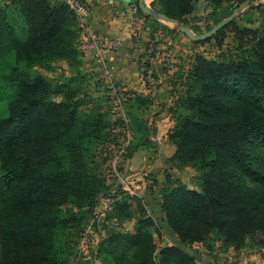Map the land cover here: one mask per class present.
<instances>
[{
  "label": "trees",
  "instance_id": "16d2710c",
  "mask_svg": "<svg viewBox=\"0 0 264 264\" xmlns=\"http://www.w3.org/2000/svg\"><path fill=\"white\" fill-rule=\"evenodd\" d=\"M194 1L149 4L189 24ZM209 1L215 24L233 9L220 10L223 2L243 0ZM189 27L202 32L198 24ZM227 30L235 43L222 49ZM78 37L76 16L64 0L0 2V264H69L58 256L57 229L75 227L81 218L75 209L93 210L102 190L95 150L106 159L102 148L115 140L108 110L82 112V74L62 81L32 70L35 64L50 69L56 58L76 66ZM192 41H214L222 50L218 58L195 52L186 68L172 74L167 139L175 151L164 170L159 219L178 242L161 246L156 255L150 227L159 233V225L138 196L119 187L107 218L120 221L135 210L136 223L132 230L107 231L97 246L100 264H203L185 244L217 235L238 245L246 234L264 235V22L239 26L232 17L211 36ZM134 99L140 106L150 97ZM143 144L148 138L130 141L125 155ZM183 166L199 172L201 190L168 170ZM130 197L136 198L135 209Z\"/></svg>",
  "mask_w": 264,
  "mask_h": 264
},
{
  "label": "rangeland",
  "instance_id": "374dc122",
  "mask_svg": "<svg viewBox=\"0 0 264 264\" xmlns=\"http://www.w3.org/2000/svg\"><path fill=\"white\" fill-rule=\"evenodd\" d=\"M147 2L149 3L150 0H147ZM239 4L240 3L236 2H223L221 6H219V9L221 10L223 7L232 9ZM212 7L213 5L209 0H195L194 9L188 15L189 24L187 25L198 24L202 32L207 30V24L210 27L213 25L208 16ZM233 18L236 25L239 26H258L260 23L264 22V0H250L247 5L235 13ZM9 19L16 26L20 34L21 27L18 18L15 16V12H10ZM159 20L175 27L177 30L176 33L171 36L172 39L168 38L164 40L165 46L163 48L166 52L170 53L169 55L164 54L163 58L157 61V67L162 73L165 67L173 70L177 68H186L195 52H200L209 58H218L222 49H228L235 43L233 33L230 30H227L222 49L218 48L214 41L194 43L189 36L179 31L174 23L163 19ZM158 27L164 28L161 24L156 26V28ZM164 34H166V32ZM32 70L35 73H41L62 81L67 80V78L74 76L76 73L79 74V71H77L75 67H70L67 60L62 58L54 59L52 61V68L50 69L35 64L32 66ZM83 76H85V79H90V81H82V90L79 95L84 99L81 105L82 112L90 109L106 112L105 109H107L109 101V87L103 80H100L96 76H87L86 73ZM122 86L124 85L121 84L120 87ZM121 90L122 89H119V91ZM131 91L132 89L123 90L127 99L125 100V109L128 112L127 116L132 130L130 141H136L138 138H148L149 144L147 147H151V153L154 155L157 148L155 141L150 138V134L155 131L156 127L154 121H151V118L163 111V109H160L156 99L152 102L151 99L148 101L145 100L138 106L137 99H134L138 93L132 91L133 94H131ZM128 92L130 93L129 97H127ZM54 98H60V96L56 95ZM168 104V106H170L172 100ZM164 109L166 110V108ZM154 110L155 112L153 113ZM105 115L108 118L107 113H105ZM138 123H142V125ZM98 148H100V146ZM96 151L97 150H95V169L103 180L102 190L96 196L93 210L85 211V207L75 209L78 216H81V218L76 221L75 227L71 228L69 231H67L65 227H58L55 237L58 256L69 264H73L77 261H84L86 264H100V258L97 256V246L98 242L106 235L107 231L111 228L122 231L132 230L137 218V212L135 210L132 216L120 221L107 218L108 211H104V214L94 218L92 224L93 232L89 233L88 241L86 243L81 242V232L88 220L93 216V211L96 209L103 210L105 204L113 200L112 196L119 187L128 190L130 195L138 196L140 202L145 206L147 214H150L159 225V233L155 231L154 227H150V230L154 234L156 255L161 246L178 242L176 235L170 231L161 219H159L162 216L159 207L160 188L164 179V170L168 168V165L165 169L161 165H158L157 173L159 177L151 175L150 173H139L137 176L141 179H134L135 177L132 178L130 175L127 177L126 183H124L121 182L114 168L118 172L129 175V169L126 165L127 156L124 155L122 160L113 165L110 159L103 158V156L99 152L96 153ZM168 170L172 177L181 180L188 187L201 190L200 179L197 177L199 172L194 167L183 166L179 169L173 168ZM134 198L130 197L128 199L133 209H135L136 201V198ZM184 248L194 254L197 260L203 264H264V235L258 232L246 234L243 241L238 245L235 243L225 244L221 242L217 235H212L206 242L185 244Z\"/></svg>",
  "mask_w": 264,
  "mask_h": 264
},
{
  "label": "crops",
  "instance_id": "0c3cea01",
  "mask_svg": "<svg viewBox=\"0 0 264 264\" xmlns=\"http://www.w3.org/2000/svg\"><path fill=\"white\" fill-rule=\"evenodd\" d=\"M8 1L0 0V2ZM134 1L87 0L90 7L88 15L89 26L95 30L121 38L119 48L111 52L107 58L108 63L112 67L111 79L115 88L122 90L132 89L138 94L147 95L150 97L151 102L156 99L160 109H163V111L151 118L156 129L155 133L150 134V138L155 141L157 151L153 155L151 147L143 144L135 149L131 156L127 157L126 165L129 169V176L131 175L132 178L135 177L134 179L139 180L141 179L137 176L139 173H150L159 177L157 173L158 165H161L164 169L167 168V161L175 151V145L167 139V131L173 125V118L164 109L174 98L172 74L175 70L165 67L162 73L157 67V61L163 58L164 54L169 55L170 52H166L163 48L165 46L164 40L172 39L171 36L177 30L175 27L161 22L159 18L156 20L154 16L144 14L142 31L138 36H133L129 26V18L130 4ZM158 24L167 28H174V30L168 31L167 28H156ZM157 30L160 31V35L156 34ZM164 31L166 34H164ZM77 59L78 63L76 66H72L69 63L68 65L75 67L82 75L86 73L87 76L92 75L103 80L109 87L108 93L110 96L112 88L102 76L94 58L90 54L79 51ZM83 80L90 81V79H85V76H83ZM121 84L124 86L120 87ZM132 91L131 94H133ZM129 95L130 93L128 92L127 97Z\"/></svg>",
  "mask_w": 264,
  "mask_h": 264
},
{
  "label": "built area",
  "instance_id": "2783aa9c",
  "mask_svg": "<svg viewBox=\"0 0 264 264\" xmlns=\"http://www.w3.org/2000/svg\"><path fill=\"white\" fill-rule=\"evenodd\" d=\"M65 3L73 10L77 24L79 26V37L77 47L81 53L90 54L99 66L102 76L108 81L112 91L109 96L107 110L111 116L112 122L109 130L115 137V140L106 143L103 146L104 154H107V158L111 160L112 164L123 159L127 146L132 136V130L125 109L126 96L123 90L116 89L112 82V67L108 63V55L119 48L121 45V38L101 32L91 28L88 24V15L90 7L87 0H64ZM144 14L140 11V7L137 2L130 4V18L129 26L133 36H138L143 28ZM157 35H160V31H156ZM121 182L126 183V179L129 175H125L116 171ZM124 187V186H123ZM111 206V201L105 204L103 210H94L93 216L88 220L85 227L81 232V242L86 243L88 241L89 233L93 232L92 224L94 218L104 214V211H108Z\"/></svg>",
  "mask_w": 264,
  "mask_h": 264
},
{
  "label": "water",
  "instance_id": "95a60500",
  "mask_svg": "<svg viewBox=\"0 0 264 264\" xmlns=\"http://www.w3.org/2000/svg\"><path fill=\"white\" fill-rule=\"evenodd\" d=\"M249 1L250 0H243L242 2H240L239 5L235 6L227 16L223 17L218 22L213 24L210 28L200 33L193 31L186 23L178 21L176 18L167 16L161 11L155 9L147 2V0H137V4L144 13L174 23L179 31L189 36L192 40H199L211 36L218 29L223 27L227 22H229L232 19V17L235 15L237 11H239L245 5H247Z\"/></svg>",
  "mask_w": 264,
  "mask_h": 264
}]
</instances>
